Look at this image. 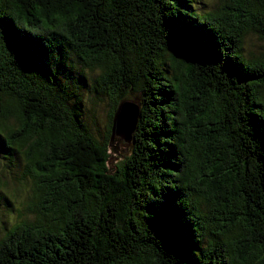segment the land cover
Returning <instances> with one entry per match:
<instances>
[{
	"label": "trees",
	"instance_id": "16d2710c",
	"mask_svg": "<svg viewBox=\"0 0 264 264\" xmlns=\"http://www.w3.org/2000/svg\"><path fill=\"white\" fill-rule=\"evenodd\" d=\"M252 39L264 0H0V160L25 163L39 206L0 264H264ZM133 94L131 151L111 171L88 122Z\"/></svg>",
	"mask_w": 264,
	"mask_h": 264
},
{
	"label": "rangeland",
	"instance_id": "374dc122",
	"mask_svg": "<svg viewBox=\"0 0 264 264\" xmlns=\"http://www.w3.org/2000/svg\"><path fill=\"white\" fill-rule=\"evenodd\" d=\"M218 1L197 0L199 8L204 11L213 9ZM257 47L262 48L260 51L264 50V42H258L254 39L248 41L246 53L250 51L256 53ZM128 98L130 100L126 101L136 103L140 107L142 98L139 94H133ZM110 115H112V106L106 101L95 108L88 124L95 138L101 143L106 142L108 144L110 154L108 166L113 171L130 154L131 144H126L122 139L113 136L112 128H110L113 120L111 121ZM30 194L31 180L27 175L25 163L23 161L7 163L0 160V242L13 225L25 217L31 218L33 216V213L27 212L28 210L39 208L34 204L32 207L29 205L28 196Z\"/></svg>",
	"mask_w": 264,
	"mask_h": 264
},
{
	"label": "water",
	"instance_id": "95a60500",
	"mask_svg": "<svg viewBox=\"0 0 264 264\" xmlns=\"http://www.w3.org/2000/svg\"><path fill=\"white\" fill-rule=\"evenodd\" d=\"M139 115V106L136 103L122 101L117 107L113 124L112 134L122 139L126 144L132 141Z\"/></svg>",
	"mask_w": 264,
	"mask_h": 264
}]
</instances>
